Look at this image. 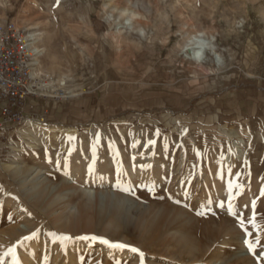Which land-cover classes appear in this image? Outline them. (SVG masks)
Listing matches in <instances>:
<instances>
[{"label": "rangeland", "instance_id": "374dc122", "mask_svg": "<svg viewBox=\"0 0 264 264\" xmlns=\"http://www.w3.org/2000/svg\"><path fill=\"white\" fill-rule=\"evenodd\" d=\"M9 21L48 86L0 138V264H264V0H0Z\"/></svg>", "mask_w": 264, "mask_h": 264}, {"label": "built area", "instance_id": "2783aa9c", "mask_svg": "<svg viewBox=\"0 0 264 264\" xmlns=\"http://www.w3.org/2000/svg\"><path fill=\"white\" fill-rule=\"evenodd\" d=\"M32 33L12 21L0 27V138L30 121L32 99L45 97L48 83L34 64L41 54L39 37Z\"/></svg>", "mask_w": 264, "mask_h": 264}, {"label": "snow or ice", "instance_id": "6c2138e0", "mask_svg": "<svg viewBox=\"0 0 264 264\" xmlns=\"http://www.w3.org/2000/svg\"><path fill=\"white\" fill-rule=\"evenodd\" d=\"M29 237H26L25 239H28ZM69 237H64V239H68ZM81 239H85V240H88V239H91V240H100L102 243L104 244H109L110 242L107 241L106 239H103L101 237H82ZM112 246H115V247H126L125 245H120V244H117V245H112ZM132 251L134 252H138L139 250L138 249H135L133 248ZM6 255H9V256H12L14 257V260H13V264H19V261L18 259H15V248H12V249H9L8 252L6 253ZM141 256H143V254L141 253Z\"/></svg>", "mask_w": 264, "mask_h": 264}, {"label": "bare ground", "instance_id": "6f19581e", "mask_svg": "<svg viewBox=\"0 0 264 264\" xmlns=\"http://www.w3.org/2000/svg\"><path fill=\"white\" fill-rule=\"evenodd\" d=\"M34 33V32H33ZM32 33V34H33ZM38 34V33H37ZM40 50V52H41V48L39 49ZM194 52V51H193ZM197 53H200V50H197L196 51V54ZM38 63H39V61L38 60H36V61H34V64L36 65H38ZM62 94V93H61ZM30 124V123H29ZM31 125H34V124H31ZM37 129H41L40 127H38L37 125H34ZM30 135V133H29V131L28 132H26L25 133V137H24V140L26 141V140H30L31 139V137L29 138L28 136ZM48 136V135H47ZM46 137V136H45ZM30 143V142H29ZM28 143V144H29ZM37 145H38V141L35 139V140H33V143H30V145L28 146V147H30V148H32V149H35L36 147H37ZM227 159H229V155H227ZM107 177L108 176H106V178L104 177V179L102 180V182H105L106 181V179H107ZM85 225V224H84ZM28 262H31L32 261V259H29V260H27Z\"/></svg>", "mask_w": 264, "mask_h": 264}, {"label": "crops", "instance_id": "0c3cea01", "mask_svg": "<svg viewBox=\"0 0 264 264\" xmlns=\"http://www.w3.org/2000/svg\"><path fill=\"white\" fill-rule=\"evenodd\" d=\"M53 108V107H52ZM70 112L72 113V114H74V109H70ZM53 114L54 113V111L53 110H49L48 111V114L50 115V114ZM66 117V116H65Z\"/></svg>", "mask_w": 264, "mask_h": 264}, {"label": "clouds", "instance_id": "9594fccd", "mask_svg": "<svg viewBox=\"0 0 264 264\" xmlns=\"http://www.w3.org/2000/svg\"><path fill=\"white\" fill-rule=\"evenodd\" d=\"M202 53H197V59L201 58Z\"/></svg>", "mask_w": 264, "mask_h": 264}]
</instances>
